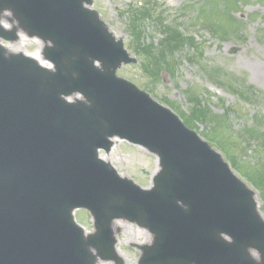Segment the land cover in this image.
I'll use <instances>...</instances> for the list:
<instances>
[{"label": "water", "instance_id": "1", "mask_svg": "<svg viewBox=\"0 0 264 264\" xmlns=\"http://www.w3.org/2000/svg\"><path fill=\"white\" fill-rule=\"evenodd\" d=\"M85 3L0 0V16L11 11L19 29L52 43L49 67L0 45V264L114 258L110 223L120 216L154 233L142 263L264 264L253 192L175 114L116 75L135 59ZM19 29L0 26V37L16 38ZM74 92L87 103L64 100ZM115 135L159 156L151 190L98 158ZM75 207L93 213L95 233L84 235Z\"/></svg>", "mask_w": 264, "mask_h": 264}, {"label": "rangeland", "instance_id": "2", "mask_svg": "<svg viewBox=\"0 0 264 264\" xmlns=\"http://www.w3.org/2000/svg\"><path fill=\"white\" fill-rule=\"evenodd\" d=\"M92 1L137 60L122 65L118 75L158 102L170 103L189 127L215 139L219 145H211L226 152L238 176L255 190L264 218V0ZM1 22L12 30L7 17ZM1 42L10 52L43 58L41 39L19 33ZM100 156L120 175L152 186L158 159L145 148L114 138L110 151L100 150ZM75 218L87 232L94 231L87 211L77 209ZM114 220L125 227L114 230L121 264H140L151 232L126 218Z\"/></svg>", "mask_w": 264, "mask_h": 264}, {"label": "bare ground", "instance_id": "3", "mask_svg": "<svg viewBox=\"0 0 264 264\" xmlns=\"http://www.w3.org/2000/svg\"><path fill=\"white\" fill-rule=\"evenodd\" d=\"M7 14L6 13H4L3 14V17L4 18H6L7 16H6ZM11 50H13V49H15V50H17L16 48H13V47H9ZM37 59L38 60H42L41 58H38L37 57ZM76 96H73V98H75ZM104 158V157H103ZM104 159H106V158H104ZM107 160V159H106ZM111 227H112V229L113 230H118V229H120V228H122V229H124L125 227L122 225V224H120V222L118 221V220H113L112 221V224H111ZM252 253H253V255H256V253H254L253 251H252ZM99 264H102V263H99Z\"/></svg>", "mask_w": 264, "mask_h": 264}]
</instances>
